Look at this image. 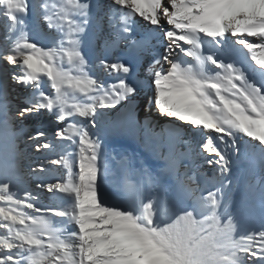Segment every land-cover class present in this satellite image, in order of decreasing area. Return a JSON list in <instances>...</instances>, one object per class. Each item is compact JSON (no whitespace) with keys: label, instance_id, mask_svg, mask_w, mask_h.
Instances as JSON below:
<instances>
[{"label":"snow or ice","instance_id":"1","mask_svg":"<svg viewBox=\"0 0 264 264\" xmlns=\"http://www.w3.org/2000/svg\"><path fill=\"white\" fill-rule=\"evenodd\" d=\"M128 131L163 168L109 151ZM0 264H264V0H0Z\"/></svg>","mask_w":264,"mask_h":264},{"label":"bare ground","instance_id":"2","mask_svg":"<svg viewBox=\"0 0 264 264\" xmlns=\"http://www.w3.org/2000/svg\"><path fill=\"white\" fill-rule=\"evenodd\" d=\"M150 58L151 57L149 56L148 59ZM10 71L14 72L15 69L12 68L10 69ZM104 78L107 79V77ZM141 78H143V74L141 75ZM10 88L12 90V96L15 98L13 100V103L17 104L19 100L16 99L17 97L16 95L19 94L20 89L13 85H11ZM148 94L150 95V90ZM144 99H146V97L142 94V96L140 97V102L142 103ZM47 117L48 116L33 117V118L29 117L26 119V121L25 120L23 121V126L26 129V131L30 130L32 127L35 128V131L44 130L42 123L45 120L47 119L49 120L51 118V117L48 118ZM38 118L41 119L43 118L42 120L43 122L41 123V120H39ZM138 119L140 120L141 123L144 122V115L142 112H140ZM169 123H170L169 120L163 117H159V116L154 117L155 132L159 133L161 129L166 128L169 125ZM53 129L54 127L51 129V132L48 133L49 136H51ZM190 136L191 133H189L188 139ZM198 139H200L199 136H197V140ZM138 142H140V144ZM107 146L109 151H112L114 149L116 152H122L124 150L132 152L135 154V156L138 159L143 160L150 167L163 168L165 165L164 160L160 158V154L161 153L166 154L167 148L161 145L159 138H157L156 136L146 135L143 131H128L120 137L113 138L110 142H108ZM21 147L24 148V150L26 149V151L28 150V148L29 150L33 151L30 143H28L27 145L21 144ZM34 158L36 160H39L41 158V154H37V155L35 154ZM199 170L202 173H206L208 175H211L215 171V169H211L207 165H203ZM233 172H234L237 188L242 190L246 181L249 179V175L243 169H234ZM62 175H63L62 170L55 169L51 174H45L44 179L46 181L51 182L54 179L60 178ZM24 187H31V184L28 182H22L21 188ZM117 191H118L117 187L114 188L109 183H106L104 185V192L107 193V197L105 200L107 204L117 205L121 203L120 197L119 195H117ZM42 198H47V195L43 194ZM49 202L51 201L49 200ZM41 203L43 204V201ZM259 226H260V219L258 215L255 216L254 218L248 219L245 223L246 228H258Z\"/></svg>","mask_w":264,"mask_h":264},{"label":"rangeland","instance_id":"3","mask_svg":"<svg viewBox=\"0 0 264 264\" xmlns=\"http://www.w3.org/2000/svg\"><path fill=\"white\" fill-rule=\"evenodd\" d=\"M13 86H15V87H17L16 85H14V84H12ZM22 91L23 90H21L20 89V92H19V94H17L16 96L18 97H16V99L17 100H19L18 101V103L17 104H19V102L22 100V98H23V93H22ZM15 104V103H14ZM138 114L140 115V112H138ZM139 115H138V117H139ZM33 118V117H32ZM48 118V117H47ZM39 120H41V123L43 122L42 120H43V118L41 119V118H38ZM26 121V120H25ZM54 124H53V123ZM42 126H43V128H44V130L46 131V132H48V133H50L51 132V129L54 127V128H56V127H59V125H56L55 124V122L52 120V118H50L49 120L47 119V120H45L43 123H42ZM28 131H30V132H35V128H31L30 130H28ZM189 140H191V136L189 137ZM139 144H140V142H138ZM25 153H26V155H25V157H24V159H23V167L25 168V169H27L28 168V166H29V164H33V163H35V162H38V160H36L35 158H34V156H35V154L37 155V154H40V153H36V152H33V151H31V150H29V148H28V150L26 151V149H25ZM30 153V154H29ZM26 158V159H25ZM35 161V162H34ZM111 163V162H110ZM114 166V165H113ZM118 179H119V177L118 176H113V175H110L108 178H107V180H106V182H105V184L106 183H109L112 187H114V188H116L117 187V182H118ZM48 182H50V181H48ZM104 184V185H105ZM43 201V204H48V203H50L49 202V199L48 198H41V202Z\"/></svg>","mask_w":264,"mask_h":264}]
</instances>
